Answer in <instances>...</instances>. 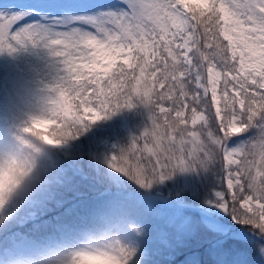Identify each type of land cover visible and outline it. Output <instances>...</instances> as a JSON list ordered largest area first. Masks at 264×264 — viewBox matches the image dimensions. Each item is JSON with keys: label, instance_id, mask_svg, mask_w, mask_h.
Listing matches in <instances>:
<instances>
[{"label": "snow or ice", "instance_id": "snow-or-ice-1", "mask_svg": "<svg viewBox=\"0 0 264 264\" xmlns=\"http://www.w3.org/2000/svg\"><path fill=\"white\" fill-rule=\"evenodd\" d=\"M28 43L63 65L48 105L69 139L134 101L149 109L108 161L124 264H158L154 244L171 256L200 226L211 264H264V0H14L0 52Z\"/></svg>", "mask_w": 264, "mask_h": 264}, {"label": "rangeland", "instance_id": "rangeland-1", "mask_svg": "<svg viewBox=\"0 0 264 264\" xmlns=\"http://www.w3.org/2000/svg\"><path fill=\"white\" fill-rule=\"evenodd\" d=\"M13 3L14 0H0V8H9ZM15 47L17 49L15 52H0V146L10 144L16 127L23 124L31 115L39 112L48 103L50 98L55 95L51 88L65 74L60 58L54 56L52 50L45 47L43 43L17 44ZM124 122L128 124L127 121ZM96 135L102 146V158L104 161L106 159L109 161L113 155H116L114 149L117 147L110 127L98 124ZM73 146L74 143L70 141L61 150L67 154ZM70 164L73 163L70 161L68 165ZM53 166L61 169L63 158L58 157ZM104 173L112 181L111 184H102L100 177L91 175L81 177L78 181L67 178V185L73 186L76 181L75 186L86 187L87 193L94 194L92 197L94 209L91 212H82L75 208L74 204H77L75 202L77 200L74 199L77 193L68 195L64 190L55 192L57 190H55L54 184L58 175L54 176L53 182L43 184V187H50L47 190L49 193L47 201H37L41 200L44 195L38 197L26 195L18 202L14 201L0 209V217L18 218L20 225L34 224L38 219L45 217L43 219L44 226L52 224L56 226L54 234H49L47 237H37L20 229L15 230L11 236V243L5 248L7 259L0 261V264H36L39 259L78 247L89 241L94 235L104 232L115 205L121 199V190L115 179L118 173L109 165L104 168ZM89 198L91 199V197ZM83 200H87V198ZM62 204H68L67 211L73 213L75 211V217L69 222H53L47 215L54 205ZM162 227L164 226L161 222L152 221L153 233ZM168 231L171 230L168 229ZM213 238L203 226H200L181 247L175 249L171 256L167 249L154 244L152 259L158 264H167L169 259L173 261V264H182L186 259L197 258L202 264H211L212 257L209 255V249Z\"/></svg>", "mask_w": 264, "mask_h": 264}, {"label": "clouds", "instance_id": "clouds-1", "mask_svg": "<svg viewBox=\"0 0 264 264\" xmlns=\"http://www.w3.org/2000/svg\"><path fill=\"white\" fill-rule=\"evenodd\" d=\"M65 116L47 103L19 127L10 144L0 146V209L34 191L53 170L57 152L71 141L60 122ZM128 247L118 232L105 230L36 264H124Z\"/></svg>", "mask_w": 264, "mask_h": 264}, {"label": "trees", "instance_id": "trees-1", "mask_svg": "<svg viewBox=\"0 0 264 264\" xmlns=\"http://www.w3.org/2000/svg\"><path fill=\"white\" fill-rule=\"evenodd\" d=\"M134 104L135 106L132 108H123L120 111L109 115L107 118L91 124L87 131L83 132L76 139L71 140L74 143V146L67 154L61 150L58 151V157L61 156L63 158V167L60 169L53 166V170L47 175V178L34 191L30 192L28 196L38 197L45 194L44 197H46L49 194L47 193V190L50 187H43V184L46 185L47 183L53 182L55 175H58L54 184L56 187L55 190H68L69 194L77 193L74 200H79L80 198L87 197L92 194L91 192H86V187L78 185V187L75 186L77 184L76 181L74 186L67 185V178L76 179L78 181L81 177L91 175L92 177H100L102 184H111L112 181L104 173V167H101L104 160L101 154L102 147L99 146L97 136L95 135V127L98 123L107 124L111 127L113 138L117 142L116 152L118 155L121 149L127 148L132 144L133 137L141 136L144 130L151 126L149 109L139 101H134ZM124 121H127L128 124ZM70 161L73 163L72 165H68ZM192 178L193 177L191 175L182 174L180 182H183L185 179ZM58 182H61L63 186H58ZM69 183L72 184V182ZM75 208L82 212L93 211L94 205L92 204V197L91 199L88 198L85 201H79ZM74 214H76L75 211L74 213L68 212L66 210V206H63L61 208H56L51 214H48V217H50L53 222H69L74 219ZM14 226H16L14 219L4 220L3 218H0V242L7 238V233ZM35 229L38 234H41L43 232H47V230H54L55 228L52 224L51 226H42L41 229L37 226Z\"/></svg>", "mask_w": 264, "mask_h": 264}]
</instances>
